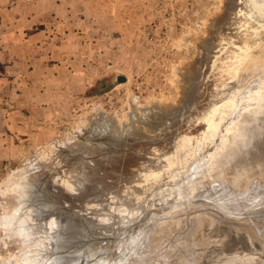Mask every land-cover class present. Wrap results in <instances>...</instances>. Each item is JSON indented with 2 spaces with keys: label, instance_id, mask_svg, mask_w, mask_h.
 Instances as JSON below:
<instances>
[{
  "label": "rangeland",
  "instance_id": "rangeland-1",
  "mask_svg": "<svg viewBox=\"0 0 264 264\" xmlns=\"http://www.w3.org/2000/svg\"><path fill=\"white\" fill-rule=\"evenodd\" d=\"M246 1L0 0V264H54L60 211L95 231L69 244L98 245L83 264H264V147L214 161L234 119L264 137V9ZM218 12L247 43L233 69L205 64L194 105L155 138L91 136L95 115L176 101L175 67L197 59ZM116 73L126 81L101 91ZM211 107L221 121L203 132Z\"/></svg>",
  "mask_w": 264,
  "mask_h": 264
},
{
  "label": "bare ground",
  "instance_id": "bare-ground-1",
  "mask_svg": "<svg viewBox=\"0 0 264 264\" xmlns=\"http://www.w3.org/2000/svg\"><path fill=\"white\" fill-rule=\"evenodd\" d=\"M246 2H247L246 5L248 6V8L250 10L249 14L261 12L264 9V0H247ZM221 5L223 6V4H221ZM233 5H234V3H233ZM228 7H226V9ZM221 8H223V7H221ZM233 8H235V7H233ZM240 10H242V9L240 8ZM218 13L217 14L214 13L215 15H212V17H209V20L206 23V26L208 29V34L201 39L195 38L198 41V57H197V59H195V61H193L190 64H184V65L179 64V65H176V67H175V72H177L178 73L177 75H179L177 84H178V88L180 91L179 97L176 101L165 102V101H159L156 99V100H150L149 103H147L146 105H143V106L138 105L136 103H131L130 109H129L128 114H127V119H126V121H123L121 123H119L111 114L106 113V112H103L102 114H99L97 116L95 115V116H93L94 118H92L93 121L91 123V136H93V137L106 136V138L109 137L110 139L116 141L117 143L119 141H121L122 138L126 139V137L137 139V138H146V137H153L154 136V138H155L156 133L162 131V127H164L166 125V122L168 121V119L169 120H173V119L176 120L177 118H179V115L184 112V107H186V106L191 107L192 105H194V103H192L193 100H195L193 91H194V89L197 90V88H198V83H197L199 81L198 80V74H199L198 71L200 69H202L205 64L209 63L211 60L213 61V60L218 59V61L222 60L224 62V64L226 63V65H227L226 69L231 70L230 67L232 65H236V61L239 59L240 54L246 52L244 49L247 48L246 47L247 43L242 42V44H238L239 38L236 37V35L234 33H233V35L228 34V29H230V25L227 24V22L223 23L224 19L222 20V18H220L221 16H219L220 13L219 14ZM231 14H232V12H231ZM236 15L237 14H235V16ZM227 19H228V17H227ZM242 23L243 22H240L238 24L240 26V28L243 25ZM252 23H253V21H252ZM226 26H227V29H226ZM232 26H233V24H232ZM231 28H234V27H231ZM235 28H238V27H235ZM237 32H239V31H237ZM199 37H201V36H199ZM187 40L188 39H185V41H187ZM231 68L233 69V67H231ZM229 73H227V74H229ZM259 104H261V105H259ZM262 104H263V106H262ZM216 106H215V108L218 110V112H222V110L219 111V108H222V107H223V109H224V107L225 108L226 107L231 108L234 106V101H232L231 99H225L224 98V99H221L219 101V104ZM253 109H256L260 113H264L263 100H259V98H258V101H256V104L253 107ZM191 110H193V108ZM212 110H213V108L211 107L208 110V112L204 113L205 116L203 117V123H204L205 127H204L203 132H207L211 129L217 128L216 127L217 124H215V123H216L217 119L219 120L220 114H218V115L214 114L212 112ZM250 116H252V115L251 114L248 115V113L244 114V117L248 118ZM242 119H245V118H242ZM219 121H221V120H219ZM234 121H235L234 124L235 125L237 124V126H239L238 131H235L236 127L232 128V132L230 131L231 133L227 132L226 131L227 129H224V131L222 129H220V131L223 133V135H225L224 136L225 139H224V143L220 147H217L218 148L217 149L218 155L216 158H214V161L220 160L221 157H223L225 154H226V157L224 156V161L225 160L227 161V159L232 154H238L239 151H240V153L242 152L243 155L247 154L248 153L247 148L250 145V141H252L253 139H257L260 136V134H262V132H263L262 131L260 134H258L259 130L252 128V127H249V129L247 131H245L244 128L241 129L240 119H238L237 121L234 119ZM168 123H170V122L168 121ZM173 128H174V126L172 127V130H173ZM218 128H220V127H218ZM166 129H168V128H166ZM169 131L170 130H168V132ZM170 132H172V131H170ZM221 132L219 134H221ZM247 133L249 134L248 135L249 138L246 136ZM159 135H161V134L159 133ZM183 135H185V134H183ZM179 137H180V135H179ZM189 138L190 137H188V139ZM186 140H187V138H186ZM184 142H186V141L183 140L182 143H184ZM199 145L200 144L198 143L197 147ZM194 149H196V148H194ZM181 151H183V150H181ZM111 154H113V153H111ZM134 154H135V151H134ZM136 154H138V153H136ZM180 154H181V152H180ZM141 155L142 154H140V157H142ZM184 155H186V154H184ZM195 155H197V154H195ZM119 158H122V160L126 159V158L123 159L124 157L123 156L121 157V154H120ZM181 159H182V157H181ZM197 163L198 162L196 161L195 166ZM203 163H205V162H203ZM151 171H153V170H151ZM154 173L155 172H153V174ZM154 176L155 175H153V177ZM153 179H155V177ZM158 191H159V193H162L161 189H159ZM120 193H122V192H120ZM211 203L212 204H207V205H214L213 202H211ZM214 206H216V205H214ZM214 209L219 211V212L221 210L220 208H214ZM60 212L61 213L59 214L57 231H55L56 236L53 239L55 253L53 254L52 261L55 262L54 264H56V262H58L59 264H83L85 262V258H87V256L97 252L98 245L95 244V242L93 243L90 241V242L82 245L84 248V250H83V248H72V246H69V244L73 243L74 240L76 241V243H81V239L86 236L85 232L89 231L90 234H92L91 231H92L93 227L88 228L89 226L88 227L82 226V225H84V223H82L81 221H74V220L70 219L69 216L65 212H63V211H60ZM206 215L208 218L214 217V214H211L209 212L206 213ZM159 227H158V229H159ZM154 228H156V227H154ZM154 228L153 229L149 228V229L152 232H156V233L163 235V236H161V238L160 237L157 238V240H159V241H161L162 238H164L162 240H165V238L169 235L168 231L166 232V230H163L164 228L163 229L161 228V231L158 230L157 228L156 229H154ZM93 231H94V229H93ZM195 242H197V240ZM199 245H200L199 243H196L194 246L198 247ZM69 247L71 248L70 250H68ZM81 251L83 253H81ZM81 257H82V260L80 259ZM98 262H99V260H98Z\"/></svg>",
  "mask_w": 264,
  "mask_h": 264
},
{
  "label": "water",
  "instance_id": "water-1",
  "mask_svg": "<svg viewBox=\"0 0 264 264\" xmlns=\"http://www.w3.org/2000/svg\"><path fill=\"white\" fill-rule=\"evenodd\" d=\"M126 81V76L121 73H116L112 79L108 82H101L100 87L101 91H106L114 87L116 84L121 83ZM255 150H262V147H264V137H263V132L260 134V136L257 139H254V145H253ZM264 150V149H263ZM43 193V192H42ZM46 198V194H42L40 200L41 202V207H45L44 200Z\"/></svg>",
  "mask_w": 264,
  "mask_h": 264
}]
</instances>
